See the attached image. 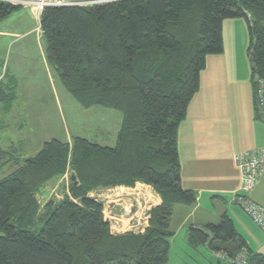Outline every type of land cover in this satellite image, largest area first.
<instances>
[{
  "label": "trees",
  "instance_id": "16d2710c",
  "mask_svg": "<svg viewBox=\"0 0 264 264\" xmlns=\"http://www.w3.org/2000/svg\"><path fill=\"white\" fill-rule=\"evenodd\" d=\"M19 9L0 3V22ZM235 18L247 23L254 119L264 121L256 100L264 80V0H116L41 10L46 61L64 89L83 108L113 110L122 121L113 146L52 138L0 179V264H166L172 208L196 201L180 185L178 127L206 56L223 51L222 22ZM67 170L75 175L72 200L65 195L40 207L37 194ZM137 182L161 203L148 211L143 232L112 233L103 203L88 194ZM188 239L227 258L244 250L247 264H264V253L226 213L216 224L190 227Z\"/></svg>",
  "mask_w": 264,
  "mask_h": 264
},
{
  "label": "crops",
  "instance_id": "0c3cea01",
  "mask_svg": "<svg viewBox=\"0 0 264 264\" xmlns=\"http://www.w3.org/2000/svg\"><path fill=\"white\" fill-rule=\"evenodd\" d=\"M20 10L26 11L25 13L28 14L31 21H37V13L34 8H20L18 11ZM12 15L3 19L0 24L7 22L6 20ZM36 24L34 27L27 25L23 30L8 25L0 27V39L7 40L6 48H8L35 33V41L41 44L40 28L39 25L36 27ZM222 42V53L206 56L205 68L199 75V89L188 105L185 119L178 127L177 150L180 162V185L183 189L192 190L196 195V201L189 205L184 204L185 206H182L183 204L173 206L169 221V230L173 233L170 246L178 230L183 229L185 242L191 246L188 239L190 227L201 229L207 223L216 224L212 218V210L216 204L222 211L221 214L219 213L220 216L226 213L232 219L235 229L246 241L259 244L251 228L253 227L250 223L251 220L233 201V195L239 192L242 186V177L234 156L246 150L264 148V121L254 119V96L250 84L251 65L247 56L249 38L245 19H225L222 22ZM42 50L44 65L52 75V69L46 61L45 47H42ZM27 69L26 60L16 59L15 63L11 64L10 61L0 60V70L3 71L0 81V98L2 97L0 120H3L6 125L9 124V120L14 118V114L30 116L33 113L31 112L32 108H37L39 112L36 111V113L44 115L41 119L42 128L53 125L54 115L58 114L60 122H62L64 114L67 119H74L75 114L84 112L83 116L87 121L93 123L96 133L103 134L104 126H106V135L109 136L108 129L113 126V138L115 136L116 140L122 121L121 115L101 107L80 110L79 104L74 100L78 105L77 108L62 84L60 82L57 84L56 78L53 81V91H51V95L49 94L50 98L43 86L34 84V88H32L30 80L21 76ZM50 99H53L52 102ZM14 109H19L20 112H13ZM104 119H106V125ZM28 120L30 122L26 130L27 133H32L36 128L31 126L32 119L28 118ZM47 131L44 129V136H47ZM21 132H18L20 135L14 140H8L9 146H15V144L20 146L23 140H29L27 137L30 135ZM104 137L106 138L105 135ZM95 139L100 140L103 144L97 143ZM90 140L102 146H109L104 143L107 140L104 141L100 138H91ZM30 156H32L31 153H27L22 155V158L16 157L14 162L3 161L0 168L14 164L17 169L22 159ZM123 189L130 191L142 189L139 192L140 199H146V197L152 199V207L161 203L160 197L154 190L141 182L135 183L134 187L117 186L107 190L122 191ZM248 195L256 203L264 206V177L256 180ZM124 203L125 200L122 204ZM227 205H230L231 209L227 210ZM199 210L205 212L200 217L197 216ZM145 212L148 214V207ZM175 218L178 221L177 225L174 223ZM126 220L128 219L125 216L122 221L123 225ZM186 225L188 228L185 231L184 226ZM111 232L121 234L126 231ZM248 245L250 246L249 243ZM196 247L198 246L194 248ZM202 247L210 249L207 244ZM211 255L215 257V252L212 251ZM166 264H169V252Z\"/></svg>",
  "mask_w": 264,
  "mask_h": 264
},
{
  "label": "rangeland",
  "instance_id": "374dc122",
  "mask_svg": "<svg viewBox=\"0 0 264 264\" xmlns=\"http://www.w3.org/2000/svg\"><path fill=\"white\" fill-rule=\"evenodd\" d=\"M20 8L28 9L30 5L25 3L21 4ZM32 8L35 9L37 13V21H31L29 19L26 11L20 10L14 12L12 17L8 18L4 24H0V27H4L8 25L9 27H14L16 29H26V26L34 27L36 22V27L39 25V14L38 9L32 5ZM22 14V15H21ZM23 16V17H22ZM14 29V30H16ZM35 33L29 35L25 40L18 41L12 47L9 46L6 48L7 40L0 39V60L10 61L11 63H15L16 59L26 60L28 69L26 72L21 74L22 77L28 78L30 80V86L34 88V84L38 86H43L45 90L48 92L47 94L51 95V91H53V81L57 80V84H60L59 79L52 69V75L49 71L46 70L44 65V57L42 47H45L44 41L40 36L41 44L34 39ZM2 69L4 68L1 67ZM52 78V79H51ZM49 95V96H50ZM71 96V95H70ZM72 97V96H71ZM51 98V96H50ZM70 98V97H69ZM73 98V97H72ZM75 106H77V101L73 98ZM51 102L53 99H50ZM76 102H75V101ZM32 101V100H31ZM48 101V100H46ZM65 102V99H64ZM79 104V103H78ZM32 105V103H31ZM53 106V105H52ZM80 110L86 109L83 108L79 104ZM39 112L37 108H32L31 112H33L30 116H26L25 114L17 115L14 114V118L9 120V124L0 120V165L3 161L11 160L14 162L15 158L21 157L24 154H30L33 156L40 149L41 142L51 139L52 137L58 138L61 141L69 140L71 142V137L74 135H78L81 137H85L87 139L91 138H100L102 140H107L104 142L105 145L113 146L115 143V136L113 138V126L108 129L110 133L107 136V128L104 126V133H96L95 128L93 127V123L86 120V117L83 116L84 112L75 114L76 117L74 119L66 118L65 114L62 118V122H60L59 116L57 114L53 116V125L48 126V128L43 127L41 124V119H43L44 115L36 113ZM111 112H115L120 116V113L110 110ZM13 112H20L19 109H14ZM3 117V116H2ZM28 118H31V126H34L36 129L32 131V133H27L26 128H28V123L30 122ZM44 124V123H43ZM104 124L106 125V119H104ZM5 125V126H4ZM113 125V124H112ZM45 126V125H44ZM25 129V130H24ZM44 129L47 131V136H44ZM24 130V131H23ZM23 131V132H21ZM27 133L29 140H23L20 146L15 144V146H9L8 140H14L20 133ZM72 135V136H71ZM106 136V138L104 137ZM43 138V140H42ZM95 141L99 144H103L98 139ZM28 144V145H27ZM37 150V151H36ZM36 151V152H34ZM14 167V168H13ZM16 169L15 165L5 166L0 168V179L4 176L8 175ZM72 172L67 170L62 176L58 178H54L53 180H49L46 182L42 191L37 194V200L39 201L40 207H42L48 201H53V203L57 204L61 201L64 196H68L69 199L72 200L71 193L69 190L70 179ZM75 176V175H74ZM142 190V189H141ZM140 189H135V191L130 190H107L106 188H100L97 190L91 191L88 196L104 199L103 202V219L109 223L110 231L121 232L131 231V226H134L136 223L138 226L145 225L146 221V212L147 207L153 206V200L148 199H140L141 192ZM137 193V194H136ZM123 200L125 203L122 204ZM143 200V201H142ZM142 202V203H141ZM216 204V203H215ZM182 206H185L184 204ZM233 207V206H232ZM239 208V207H238ZM227 210L231 209L230 205H227ZM106 210V212H105ZM217 204L213 208L212 218L214 222H219L220 214L222 211H218ZM111 214L112 218L106 217ZM106 213V216H105ZM205 212L203 210H199L197 216L200 217ZM220 213V214H219ZM146 214V215H144ZM127 217L125 225L122 224L124 217ZM249 218V217H248ZM250 219V218H249ZM251 220V219H250ZM175 225H177L178 221L174 219ZM253 225L252 230L259 244L253 243L251 241H247L250 244V247L255 251L264 253V234L262 231L252 222ZM185 231L188 228V225L184 226ZM212 251L206 247L198 246L196 248L189 246L185 242V235L182 230L177 231V235L174 237L173 242L169 249V264H230L223 259H219L216 255L212 257ZM212 258V259H211Z\"/></svg>",
  "mask_w": 264,
  "mask_h": 264
},
{
  "label": "built area",
  "instance_id": "2783aa9c",
  "mask_svg": "<svg viewBox=\"0 0 264 264\" xmlns=\"http://www.w3.org/2000/svg\"><path fill=\"white\" fill-rule=\"evenodd\" d=\"M112 1L116 0H0V3L18 6L27 3L30 7L34 5L38 9V12H41L43 8L49 6H91ZM2 75L3 71L0 70V79ZM256 100L259 106H264V80L259 81L256 88ZM234 160L242 177V186L239 192L233 195V201L264 234V206L256 203L248 195L255 185L256 180L264 177V148L239 152L234 156ZM151 208L152 206L149 205L148 211ZM106 217L112 218L110 213ZM148 217L146 218L145 225L138 226L136 223L130 227L131 231L136 233L143 232L148 225ZM215 255L230 264H247V254L244 250L233 258H227L224 252H216Z\"/></svg>",
  "mask_w": 264,
  "mask_h": 264
},
{
  "label": "water",
  "instance_id": "95a60500",
  "mask_svg": "<svg viewBox=\"0 0 264 264\" xmlns=\"http://www.w3.org/2000/svg\"><path fill=\"white\" fill-rule=\"evenodd\" d=\"M75 176L74 175H71V179L74 180ZM99 202L103 203L104 202V199L103 198H100L99 199Z\"/></svg>",
  "mask_w": 264,
  "mask_h": 264
}]
</instances>
